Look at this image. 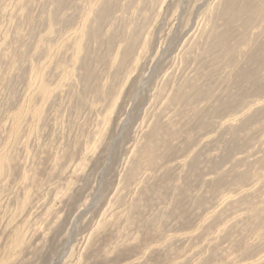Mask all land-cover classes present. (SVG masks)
Segmentation results:
<instances>
[{
  "label": "rangeland",
  "instance_id": "374dc122",
  "mask_svg": "<svg viewBox=\"0 0 264 264\" xmlns=\"http://www.w3.org/2000/svg\"><path fill=\"white\" fill-rule=\"evenodd\" d=\"M0 264H264V0H0Z\"/></svg>",
  "mask_w": 264,
  "mask_h": 264
},
{
  "label": "bare ground",
  "instance_id": "6f19581e",
  "mask_svg": "<svg viewBox=\"0 0 264 264\" xmlns=\"http://www.w3.org/2000/svg\"><path fill=\"white\" fill-rule=\"evenodd\" d=\"M3 254V253H2ZM9 254V253H8ZM7 255V254H6ZM2 256H4V255H2Z\"/></svg>",
  "mask_w": 264,
  "mask_h": 264
}]
</instances>
